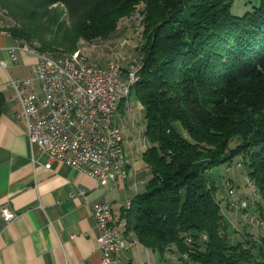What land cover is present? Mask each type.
Returning a JSON list of instances; mask_svg holds the SVG:
<instances>
[{"label": "trees", "instance_id": "1", "mask_svg": "<svg viewBox=\"0 0 264 264\" xmlns=\"http://www.w3.org/2000/svg\"><path fill=\"white\" fill-rule=\"evenodd\" d=\"M142 3L134 85L151 178L120 218L160 254L175 244L199 264H246L258 246L264 264V236L259 245L230 241L212 173L241 156L264 201V0H248L242 13L235 0H0V8L14 21L13 38L57 55L110 37Z\"/></svg>", "mask_w": 264, "mask_h": 264}, {"label": "crops", "instance_id": "2", "mask_svg": "<svg viewBox=\"0 0 264 264\" xmlns=\"http://www.w3.org/2000/svg\"><path fill=\"white\" fill-rule=\"evenodd\" d=\"M4 11L0 18V60L6 62L5 66L0 64V92L4 96L0 105V209L7 205L16 216L5 221L0 212V264H99L102 253L92 206L109 201L115 220H121L123 209L135 194L146 189L151 178L143 159L148 142L145 135L131 140L125 134L132 130L130 116L121 125L115 120L123 131L130 173L104 185L65 162L50 159L36 144L31 145L11 79L31 76L37 57L17 47L18 60L11 58L10 47L19 46L22 40L13 38L7 29L14 21ZM48 161L51 168L45 166ZM228 179L235 184V174H228ZM226 216L230 231L231 221L236 220ZM238 222L243 224L242 218ZM237 240L232 236L231 242ZM116 258L119 264H187L175 244L160 254L139 240L118 252Z\"/></svg>", "mask_w": 264, "mask_h": 264}, {"label": "built area", "instance_id": "3", "mask_svg": "<svg viewBox=\"0 0 264 264\" xmlns=\"http://www.w3.org/2000/svg\"><path fill=\"white\" fill-rule=\"evenodd\" d=\"M17 47L11 46L10 55L18 60ZM37 61L32 75L23 79H11L22 106L29 142L36 144L50 159L65 162L81 173L93 177L97 184H108L112 178H121L122 152L118 143L111 104L124 82L131 80L133 65L120 66L118 59H110L105 65H85L77 70L76 64L62 56L47 57L34 53ZM5 66V60H0ZM113 69L121 70V79H114ZM45 166L51 168L48 161ZM236 169V160L227 167ZM84 193L83 190H80ZM229 198L234 209H244L247 222L258 226V220L249 212L250 197L240 195L238 188L230 184ZM113 208L109 201L96 202L92 206L98 242L102 253L99 264H119L116 254L135 243L123 230V219L105 216V209ZM5 221L16 212L7 205L0 209ZM188 259L189 258H185ZM189 264H199L189 261Z\"/></svg>", "mask_w": 264, "mask_h": 264}, {"label": "rangeland", "instance_id": "4", "mask_svg": "<svg viewBox=\"0 0 264 264\" xmlns=\"http://www.w3.org/2000/svg\"><path fill=\"white\" fill-rule=\"evenodd\" d=\"M246 2H248V0H235V4L233 7L234 13H242L245 10V8H248L249 3H246ZM144 5H145L144 3L140 4L137 7L138 9L131 16L121 18L119 20L117 29L111 34L110 37L108 38L99 37V38H95L90 41L81 39L79 41L78 49H77L79 51L80 57H77V59L87 64L105 65L110 59L115 58V59H118V61L123 66H127L129 64H136L140 66V63H142V53L140 51V47L142 46L143 40H144L143 38H141V34L143 30V22H144V17H143L144 14L142 12V10H144L145 8ZM5 13L6 12L4 11V9L0 8V18L1 19L3 18L1 14H5ZM22 41L28 43L25 40H22ZM28 44L31 45L30 43ZM34 45L37 46L38 43L35 42ZM77 50H75L74 52H76ZM60 52L61 51H58L57 53H60ZM74 52L68 53V54L71 55ZM138 102L140 101L137 100V97L135 94V85H133L131 88V93L128 98L127 104L121 105V107H119L114 114V120H116L117 123H119L120 125L127 116H130L132 130H131V133L128 131H125V134L127 133L128 138L130 137L131 140H135L134 136H137L140 134H142L143 136L145 135V124H146L145 110H144L143 105L141 104L142 106H140ZM123 146H124V139H123ZM241 159H242L241 156H238L236 157V159L232 160L230 163H227L226 165H222L218 168H215L214 170H212V173L214 175L216 184L218 185L217 196L221 200L225 223H226V217H227L226 215L232 216V218L228 216L229 219L236 220L235 222L229 220L231 221V227H232V229L228 231L230 241H231L232 236L236 237L238 239L237 241H241V240L248 238L250 240H254L255 242L258 243L257 245H259L260 239L264 236V217H261L259 215L260 210L257 209V206H258L257 203H260L264 206V201L262 200V198H260L256 202L248 201L249 202L248 203L249 212L251 214H256L260 216L261 220L263 221L262 224L258 226L249 225L247 222V218L245 216V210L244 209H238V210L233 209L229 203L230 201L229 189H230V184H233V183L231 182L232 180L230 181L228 179V174L230 175L235 174L236 182L234 185L236 188H238L240 195L244 197H249L250 195V192L244 181V175H245L246 169L243 166ZM235 160H239L242 163V166L236 169H231L228 172L227 167L231 165L232 162ZM129 173L130 172L128 169V174ZM227 208L229 210H233V212L232 211L229 212ZM241 218L243 220V224L240 225L238 224L239 223L238 219H241ZM245 227H247L246 229L248 230H246ZM253 250L256 253L255 259L252 260L250 263H246V264H258V262L263 259L261 254H259L258 252V246H256ZM189 261L192 262V260L186 259L187 264H189Z\"/></svg>", "mask_w": 264, "mask_h": 264}, {"label": "bare ground", "instance_id": "5", "mask_svg": "<svg viewBox=\"0 0 264 264\" xmlns=\"http://www.w3.org/2000/svg\"><path fill=\"white\" fill-rule=\"evenodd\" d=\"M19 44L23 45V46H27V51H31L33 53L39 52V51L33 49L32 47H30L28 43L20 42ZM40 53H42V55H45L47 57L62 56L65 60L72 62V63H75L77 70H84L85 65H90V64L83 63V62L79 61L77 58H72L71 56H69L68 54H65V53H61V54H57V55H50V54L45 53V52H40ZM118 64H120V66H123L119 61H118ZM129 65H133V73L131 74V80L129 82H124V88L120 89V91L117 93V96L114 98V102L111 104V111H112L113 121H114L115 126H116L118 143L120 144V151L122 152V162H125V163H120L121 179L125 178L128 175V168H127V162L125 159L124 146H123V139H124L123 132H122L121 127L115 122L114 114H115L116 110L119 107H121V105L127 104L128 98H129L130 93H131V88L135 84L136 74H137V71L140 68L141 64H140V66H138L136 64H129ZM113 76H114V79H121V70L120 69H113ZM240 166H242V163L240 161L236 160V168H238ZM117 179H120V178H112L111 181H115ZM244 181H245V184H246V186L250 192L249 197L251 198V200L253 202L258 201L260 198V193H259L253 179L251 178L249 173L246 171H245V175H244ZM230 204L232 207H234L232 199H230ZM105 216L106 217H113V208H106L105 209ZM254 217L256 220H258V225L262 224L263 221L261 220V218L258 215L254 214ZM123 230H126L124 220H123ZM128 236L132 240H134L135 242L138 241V238L135 234L128 233Z\"/></svg>", "mask_w": 264, "mask_h": 264}]
</instances>
